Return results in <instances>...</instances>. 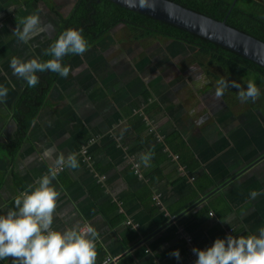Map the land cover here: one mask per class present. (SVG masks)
Segmentation results:
<instances>
[{
  "label": "crops",
  "instance_id": "0c3cea01",
  "mask_svg": "<svg viewBox=\"0 0 264 264\" xmlns=\"http://www.w3.org/2000/svg\"><path fill=\"white\" fill-rule=\"evenodd\" d=\"M77 3L0 0V85L8 88L0 102V144L15 133L12 112L26 84L13 75L11 58L42 59ZM35 12L45 31L24 44L12 32ZM119 27L89 43L84 54L66 55L71 71L53 77L16 158L0 151V214L15 207V197L56 157L75 152L79 167H65L53 181L61 195L52 227H94L96 264H195L194 247L258 234L264 227V107L237 95L215 99V74H222L209 73L204 63L195 66L208 73L204 81L189 78L187 65L171 76L164 58L176 53L172 47L189 45L134 35L121 42L113 37L123 32ZM155 42L165 46L158 55ZM147 152L153 156L145 167L139 154ZM252 191L261 194L253 200ZM177 249L179 260L170 255Z\"/></svg>",
  "mask_w": 264,
  "mask_h": 264
},
{
  "label": "clouds",
  "instance_id": "9594fccd",
  "mask_svg": "<svg viewBox=\"0 0 264 264\" xmlns=\"http://www.w3.org/2000/svg\"><path fill=\"white\" fill-rule=\"evenodd\" d=\"M140 5L154 9V4L148 0H140ZM43 31L39 12H35L20 19L12 33L27 44ZM88 48L83 29L68 28L45 50L44 55L50 58L42 61L39 57L25 60L13 56L10 67L13 75L26 81L29 87H35L39 83L37 73L50 71L66 78L71 69L63 63L64 57L82 55ZM195 78L203 80L202 75ZM246 85L243 87L222 76L216 81L214 98L220 100L226 89L236 88L242 103L258 99L261 91L256 83L250 79ZM7 94L8 88L0 85V102ZM152 156L151 152L141 153L139 161L148 167ZM65 167H79L77 153L67 156L61 153L46 174L15 197V207L0 214V260L11 259V264H96L98 232L94 227L90 224H77L63 230L52 227L61 195L53 181ZM260 194L252 191L250 198L255 200ZM223 221L230 224L228 220ZM192 251L197 256L195 264H264V227L259 228L258 234L228 235L215 239L206 249L194 247ZM170 255L180 259L178 249Z\"/></svg>",
  "mask_w": 264,
  "mask_h": 264
},
{
  "label": "trees",
  "instance_id": "16d2710c",
  "mask_svg": "<svg viewBox=\"0 0 264 264\" xmlns=\"http://www.w3.org/2000/svg\"><path fill=\"white\" fill-rule=\"evenodd\" d=\"M190 9L226 22L244 32L264 41V4L257 0H173ZM235 1V2H234ZM63 25L57 37L68 28H82L88 44L98 39L104 32L115 26H126L138 40L157 38L158 40L174 39L194 45L196 55L204 66H219L222 76L229 81L234 76H252L257 87L264 89V67L251 59L215 43L201 35L188 31L172 23L159 20L151 15L127 9L110 0H78L70 15L64 18ZM54 40V41H55ZM53 41V42H54ZM52 42V43H53ZM51 45V44H50ZM50 57H42V61ZM66 60L64 57L63 63ZM211 73V71H209ZM57 73L45 71L37 73L39 83L35 87L24 85L21 96L16 101L13 121L16 130L12 138L0 144V150L7 152L12 159L28 136V131L34 123L41 106L46 102L53 77ZM51 75V77L49 76ZM234 75V76H232ZM220 79L222 76L215 74ZM228 76V78H227ZM232 76V77H231ZM238 96V95H237ZM255 108L264 107V95L254 102Z\"/></svg>",
  "mask_w": 264,
  "mask_h": 264
},
{
  "label": "water",
  "instance_id": "95a60500",
  "mask_svg": "<svg viewBox=\"0 0 264 264\" xmlns=\"http://www.w3.org/2000/svg\"><path fill=\"white\" fill-rule=\"evenodd\" d=\"M110 1L201 35L264 67V41L229 25L226 19H215L173 0H148L154 4V9L142 7L140 0Z\"/></svg>",
  "mask_w": 264,
  "mask_h": 264
},
{
  "label": "flooded vegetation",
  "instance_id": "af4514ba",
  "mask_svg": "<svg viewBox=\"0 0 264 264\" xmlns=\"http://www.w3.org/2000/svg\"><path fill=\"white\" fill-rule=\"evenodd\" d=\"M119 28H120L119 26H116L111 29L118 30ZM122 31L123 32L120 35H118V38L122 40L121 42H126V40H128V37H131L134 35L133 33H131V31L126 26H124V30ZM177 41H181V40H177ZM183 43H186V42H183ZM189 46L191 47L185 48V49L183 48L176 49L179 51H177L175 54H171L169 57L164 58L163 63H165V66L167 67L170 64V75L171 76H174V75L178 76V74L181 73V70H178V67L181 65H187L188 69H193L195 66H199V64H203L202 60L196 55L197 48L194 45H189ZM217 69L218 71H220L221 68L217 66ZM187 71L188 70H184L183 72H187ZM201 71L197 70L194 73V75L190 77H192L196 81L197 79L195 77L197 75H202L203 80H199L200 82L204 81V79L205 80L208 79L209 78L207 75L208 73L205 74V72L203 71L201 72ZM182 82L184 81H181L180 84ZM194 87L198 89L199 85L194 84ZM259 89L261 92L263 91L262 87H259Z\"/></svg>",
  "mask_w": 264,
  "mask_h": 264
},
{
  "label": "rangeland",
  "instance_id": "374dc122",
  "mask_svg": "<svg viewBox=\"0 0 264 264\" xmlns=\"http://www.w3.org/2000/svg\"><path fill=\"white\" fill-rule=\"evenodd\" d=\"M257 1H260V2H262L263 4H264V0H257ZM235 2V1H234ZM122 30L124 29V27L123 28H121ZM113 37H114V39L115 40H117L118 39V36H116V35H113ZM143 41H146V39H144ZM154 46H155V49H153V51H152V53H153V55H158L159 53H160V51L163 49V47H165L164 45H161L160 44V42H155L154 43ZM157 46V47H156ZM189 47H191V46H186V47H181V48H183V49H185V48H189ZM172 52H177V50L175 49V48H173L172 47ZM170 50V51H171ZM152 55V56H153ZM211 69H213V72H218V69H217V67H215V66H213V67H211ZM193 70V71H192ZM197 70H200V69H198V68H193V69H190L189 71H187V76L190 78V76H192V75H194V73L197 71ZM201 71V70H200ZM202 72V71H201ZM210 76H212V75H210ZM232 76H234V75H232ZM231 76V77H232ZM184 79V80H187V77L186 76H184L183 77V75H182V77H181V79ZM248 78V80H253L252 79V76H250V77H247ZM233 79L235 80V81H237V82H239V83H241V85L243 86V87H246L247 85H246V82L248 81V80H246L245 78H243V77H239V76H234L233 77ZM215 86H216V82H215V84H214ZM215 86H214V89H215ZM211 92H214L213 91V89H211ZM232 95H238V89H236V88H228V89H226L225 90V93H224V96L228 99L230 96H232ZM262 95H264V89H263V91H262ZM251 103H252V100H249ZM250 103V104H251ZM13 113L14 112H12V115H13ZM0 151H2V150H0Z\"/></svg>",
  "mask_w": 264,
  "mask_h": 264
},
{
  "label": "built area",
  "instance_id": "2783aa9c",
  "mask_svg": "<svg viewBox=\"0 0 264 264\" xmlns=\"http://www.w3.org/2000/svg\"><path fill=\"white\" fill-rule=\"evenodd\" d=\"M191 254H194L193 252ZM111 261V259H109Z\"/></svg>",
  "mask_w": 264,
  "mask_h": 264
}]
</instances>
